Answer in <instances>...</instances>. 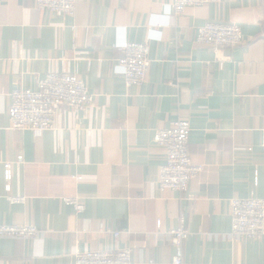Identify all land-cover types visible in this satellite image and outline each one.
Masks as SVG:
<instances>
[{"label": "crops", "instance_id": "1", "mask_svg": "<svg viewBox=\"0 0 264 264\" xmlns=\"http://www.w3.org/2000/svg\"><path fill=\"white\" fill-rule=\"evenodd\" d=\"M172 1L77 0L70 16L35 0H0V223L41 230L0 236V264H74L76 250L126 247L138 264H174L165 231L182 216L191 232L182 264H264V239L230 234L231 201L264 197V0L209 2L178 15ZM211 21L239 24L243 43L198 44ZM124 39L149 45L141 85L128 87L121 73ZM51 71L82 78L93 105H63L57 129H12V91L36 89ZM179 119L191 124L189 150L203 169L186 192L161 191L165 152L154 134ZM16 195L26 200L10 202ZM72 196L84 201L82 213L64 203Z\"/></svg>", "mask_w": 264, "mask_h": 264}, {"label": "built area", "instance_id": "2", "mask_svg": "<svg viewBox=\"0 0 264 264\" xmlns=\"http://www.w3.org/2000/svg\"><path fill=\"white\" fill-rule=\"evenodd\" d=\"M40 10H50L74 16L77 0H35ZM221 0H173L171 9L176 15L188 6H200ZM242 28L237 23L208 22L201 26L196 35V42L213 48H232L243 43ZM121 52L118 59L121 73L128 87L141 85L147 78L151 59L147 42H134L128 39L117 43ZM94 96L86 82L78 75L71 73L48 72L38 81L36 89L15 88L11 93V104L8 109L12 129L38 130L57 129V117L63 105L76 110L93 105ZM191 124L189 120L179 119L171 126L161 128L154 134V141L164 149L165 162L159 168L158 188L161 191L170 189L186 192L190 182L202 172L203 166L196 164L189 150ZM261 148L264 150V129L262 130ZM18 156L17 162H22ZM13 162H4V177L12 179ZM81 180L83 176L76 175ZM10 202H24L25 196H8ZM64 203L72 206L77 213H82L86 205L78 196L62 198ZM158 220V226H161ZM231 232L234 237L264 239V197L252 194L245 198H234L231 201ZM105 230L103 224L100 231ZM41 230L32 224L8 225L0 223V236L34 237ZM121 232H114L118 237ZM166 236L177 248L174 264H182L181 246L191 232L186 226L184 216L175 228L165 231ZM74 264H138L130 247L114 250H76ZM148 264H153L152 262Z\"/></svg>", "mask_w": 264, "mask_h": 264}]
</instances>
